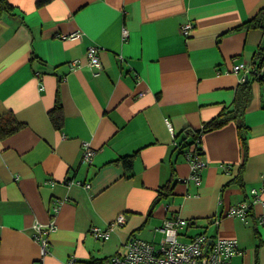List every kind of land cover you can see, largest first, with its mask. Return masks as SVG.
<instances>
[{
	"label": "crops",
	"instance_id": "1",
	"mask_svg": "<svg viewBox=\"0 0 264 264\" xmlns=\"http://www.w3.org/2000/svg\"><path fill=\"white\" fill-rule=\"evenodd\" d=\"M7 1L0 117L22 127L0 137V264L101 261L125 253L132 238L155 242L171 217L193 222L179 238L235 240L231 264H264V64H254L264 30L246 25L264 0ZM90 46L99 48L98 75ZM240 63L250 71L235 72ZM243 76L248 155L236 121L206 132L197 181L187 131L234 108ZM57 94L59 127L51 118ZM86 142L96 150L92 163L83 160ZM240 173L243 185L231 183ZM242 202L247 217L231 215ZM120 214L123 224L95 237L94 227L106 230ZM37 221L56 226L45 255L33 238Z\"/></svg>",
	"mask_w": 264,
	"mask_h": 264
},
{
	"label": "built area",
	"instance_id": "2",
	"mask_svg": "<svg viewBox=\"0 0 264 264\" xmlns=\"http://www.w3.org/2000/svg\"><path fill=\"white\" fill-rule=\"evenodd\" d=\"M194 24L189 22L183 24L181 32L184 35L190 36ZM127 34V30H125ZM80 35L78 32L69 35L71 39H77ZM88 57L93 66L98 71L96 75L100 74L102 63L99 56V48L97 46H90L88 49ZM245 63L236 64L234 71L239 72L244 70L247 73L250 68ZM242 77V82L245 80ZM197 143H192L187 150L186 157L192 165L191 178L199 181L201 179V169L206 166V161L203 159V150L196 149ZM96 150L91 147L89 143L84 144L83 160L89 163L93 162ZM90 187L89 183L84 184ZM253 195H257V190H252ZM59 204L56 202L55 211L58 212ZM249 205L247 203H240L230 208V214L234 216L247 217ZM125 222V216L120 214L110 227L103 230L99 227H94L92 233L96 238L108 237L112 227L121 225ZM191 221L181 217L166 218L159 230L165 235V239L161 244H156L141 238H132L126 244V252L122 254H115L107 257L104 260L97 262H80L76 257L72 256L67 259L66 264H231L233 257L239 252L238 243L235 240L229 239H212L205 233L198 234L191 237L189 240L182 241L179 238L180 230L188 227ZM55 223L42 224L36 222L33 230V238L41 245L42 253L45 255L49 251V233L55 230Z\"/></svg>",
	"mask_w": 264,
	"mask_h": 264
},
{
	"label": "trees",
	"instance_id": "3",
	"mask_svg": "<svg viewBox=\"0 0 264 264\" xmlns=\"http://www.w3.org/2000/svg\"><path fill=\"white\" fill-rule=\"evenodd\" d=\"M8 5L9 3L7 0H0V6L2 8H7ZM246 25L248 27H254V28L258 27L264 30V6L258 11V13L251 20L246 22ZM256 58L258 59L256 60V62H254V64L257 66V68H259L260 66L264 64V46L259 48V51L256 54ZM249 100H250V88L247 84V81L244 80L242 82L241 88L237 92L235 107L232 109L224 110L218 116L204 123L199 129L188 130L187 134L192 135L194 139L192 140V142L183 145V148L187 147V150H188L191 147L192 143L196 142L198 144L196 149L203 150L202 136L206 132L219 129L220 127H223L224 125H226L227 123L231 121H236L238 124V132H239V137L242 142L241 144H242V148L244 152L243 155L245 159L248 155V143H247V125L243 121V116H244V112H245V109L247 108ZM62 108L63 107H62L60 95L57 94L55 109L51 111V118L53 120V123L57 127L61 125V121L63 117ZM21 127H22V123H19L12 115H6V116L0 117V137L1 138H5L15 133ZM134 157L135 156L133 155L124 157V165L126 166V168L132 169ZM242 170H243V166L241 167V173H242ZM241 173L237 175L231 181V183L237 182L243 185ZM162 189L165 190L162 193L166 195L172 192L171 186H168V185H164ZM249 210H250V206H249ZM249 210H248V213H249Z\"/></svg>",
	"mask_w": 264,
	"mask_h": 264
},
{
	"label": "rangeland",
	"instance_id": "4",
	"mask_svg": "<svg viewBox=\"0 0 264 264\" xmlns=\"http://www.w3.org/2000/svg\"><path fill=\"white\" fill-rule=\"evenodd\" d=\"M162 234H158V236H157V239H155V238H153V240L155 241L154 243H156V244H161V242L166 238L165 237V235L163 234V232H161ZM182 235H180V240H182V241H186V240H189V239H182V238H184V237H181ZM187 236V235H186Z\"/></svg>",
	"mask_w": 264,
	"mask_h": 264
},
{
	"label": "water",
	"instance_id": "5",
	"mask_svg": "<svg viewBox=\"0 0 264 264\" xmlns=\"http://www.w3.org/2000/svg\"><path fill=\"white\" fill-rule=\"evenodd\" d=\"M212 241V239L209 241V243Z\"/></svg>",
	"mask_w": 264,
	"mask_h": 264
}]
</instances>
